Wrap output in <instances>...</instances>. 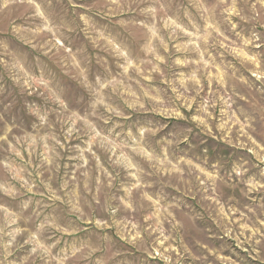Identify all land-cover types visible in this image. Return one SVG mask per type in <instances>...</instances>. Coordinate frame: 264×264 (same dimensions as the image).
Listing matches in <instances>:
<instances>
[{"label":"rangeland","instance_id":"obj_1","mask_svg":"<svg viewBox=\"0 0 264 264\" xmlns=\"http://www.w3.org/2000/svg\"><path fill=\"white\" fill-rule=\"evenodd\" d=\"M0 264H264V0H0Z\"/></svg>","mask_w":264,"mask_h":264}]
</instances>
